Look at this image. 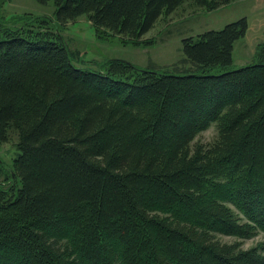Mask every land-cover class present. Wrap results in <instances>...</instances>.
I'll use <instances>...</instances> for the list:
<instances>
[{
  "label": "trees",
  "instance_id": "obj_1",
  "mask_svg": "<svg viewBox=\"0 0 264 264\" xmlns=\"http://www.w3.org/2000/svg\"><path fill=\"white\" fill-rule=\"evenodd\" d=\"M51 1L60 25L85 15L144 45L184 0ZM48 25L0 28V143L17 149L0 160V264H264L263 242L241 243L264 231V43L228 69L246 17L183 38L182 74L75 66Z\"/></svg>",
  "mask_w": 264,
  "mask_h": 264
},
{
  "label": "rangeland",
  "instance_id": "obj_2",
  "mask_svg": "<svg viewBox=\"0 0 264 264\" xmlns=\"http://www.w3.org/2000/svg\"><path fill=\"white\" fill-rule=\"evenodd\" d=\"M54 4L39 3L36 0H0V28L20 27L30 17L38 15L50 19L48 29L55 32L61 42L78 52L72 59L75 66L98 69L103 62L117 58L133 63L140 68L182 74L187 64L181 62L184 57L181 40L195 36L206 30H217L226 23L240 17H246L245 34L237 39L232 50V64L228 69H235L256 60L257 44L264 43V0H231L215 9H207L195 0H184L171 13H163L152 29L142 36L144 45L133 44L118 35L104 32L97 34L94 25L85 15L60 25L54 20ZM43 29V28H41ZM216 137V129L211 124L194 139L202 144L211 143ZM16 137L11 135L7 142L0 143V160L2 165L10 168L17 149ZM221 241L232 242L234 236L218 235ZM264 243V231L248 239H242L243 247Z\"/></svg>",
  "mask_w": 264,
  "mask_h": 264
}]
</instances>
